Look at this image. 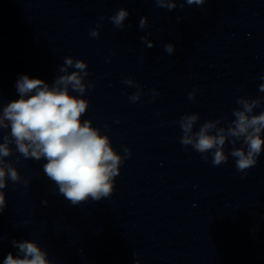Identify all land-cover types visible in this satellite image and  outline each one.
I'll list each match as a JSON object with an SVG mask.
<instances>
[{
    "label": "water",
    "instance_id": "1",
    "mask_svg": "<svg viewBox=\"0 0 264 264\" xmlns=\"http://www.w3.org/2000/svg\"><path fill=\"white\" fill-rule=\"evenodd\" d=\"M175 2L168 10L155 0H0V110L19 98L21 75L51 84L70 56L86 63L93 84L81 121L122 157L129 149L111 195L74 206L44 173L45 160L10 145L4 159L21 182L2 190L0 264L16 256L13 240L36 242L53 264H264V145L244 176L230 155L214 166L210 153L204 160L182 145L178 123L196 113L194 131L218 118L226 127L238 97H264V0ZM120 8L129 12L123 28L109 19ZM126 79L140 88L136 102ZM262 110L264 100L253 114ZM231 148L226 140L225 153Z\"/></svg>",
    "mask_w": 264,
    "mask_h": 264
},
{
    "label": "clouds",
    "instance_id": "2",
    "mask_svg": "<svg viewBox=\"0 0 264 264\" xmlns=\"http://www.w3.org/2000/svg\"><path fill=\"white\" fill-rule=\"evenodd\" d=\"M206 0H185L188 5L201 6ZM157 6L172 10L176 8L175 0H155ZM129 12L120 8L109 19L117 28H123V22ZM146 17H141L139 27L144 28ZM97 29L90 31L92 37H98ZM147 47L153 44L147 37H142ZM164 50L172 54L173 44L164 45ZM69 69H75L69 71ZM87 65L84 61L65 57L63 65L58 69L61 73L49 84L38 78L21 75L16 82L18 99L3 105L0 110V130L10 128L0 142V211L5 207L6 180L13 183L21 182V177L13 163L4 158L15 151L25 159L45 160L43 170L53 181L64 198L72 205H79L91 198L99 201L107 198L114 190V178L119 175V167L129 155V149H124V156L117 154L111 147L107 135H102L99 128L93 127L91 120L81 121L82 115L88 108V101L83 97L86 88L93 87L87 77ZM264 80V76L260 77ZM124 83L136 87L137 91L129 99L139 100L141 91L132 79ZM70 90L78 93L71 95ZM195 89L188 93L189 99L195 95ZM259 91L264 92V83L259 85ZM153 94L156 95L153 90ZM264 97L250 99L246 96L237 98L240 106L232 110V119L226 127L218 126L220 118L205 120L199 129L194 126L200 119L198 114H184L178 123L182 129L180 143L191 145L199 152L202 159L207 160L206 154L212 155V164L219 166L227 162L229 155L235 158L237 172L247 175V169L257 163L261 154L264 139V110L253 114L254 108L260 107ZM118 122V121H117ZM226 140L232 145L230 152L224 151ZM237 142L241 143L236 147ZM243 178V176H242ZM27 186L28 181H22ZM43 203H46L44 201ZM18 249L14 257L11 252L3 259V264H53L47 259V252L38 247L34 241H12ZM135 255V253H134ZM139 264V260H136Z\"/></svg>",
    "mask_w": 264,
    "mask_h": 264
}]
</instances>
